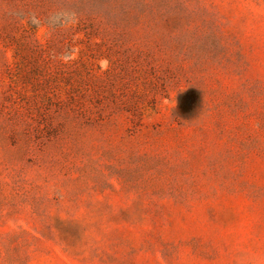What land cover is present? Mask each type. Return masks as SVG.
<instances>
[{
  "label": "rangeland",
  "instance_id": "obj_1",
  "mask_svg": "<svg viewBox=\"0 0 264 264\" xmlns=\"http://www.w3.org/2000/svg\"><path fill=\"white\" fill-rule=\"evenodd\" d=\"M0 264H264V0H0Z\"/></svg>",
  "mask_w": 264,
  "mask_h": 264
}]
</instances>
